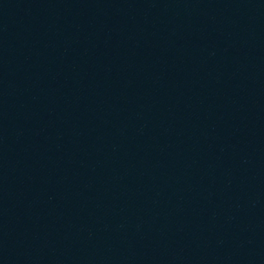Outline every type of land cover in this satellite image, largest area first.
Segmentation results:
<instances>
[{
	"label": "water",
	"instance_id": "water-1",
	"mask_svg": "<svg viewBox=\"0 0 264 264\" xmlns=\"http://www.w3.org/2000/svg\"><path fill=\"white\" fill-rule=\"evenodd\" d=\"M0 264H264V0H0Z\"/></svg>",
	"mask_w": 264,
	"mask_h": 264
}]
</instances>
